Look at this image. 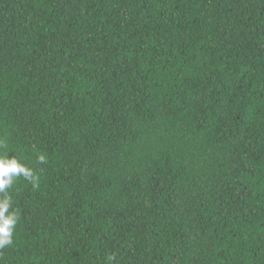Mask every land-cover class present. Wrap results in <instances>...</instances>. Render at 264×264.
<instances>
[{"label": "trees", "instance_id": "obj_1", "mask_svg": "<svg viewBox=\"0 0 264 264\" xmlns=\"http://www.w3.org/2000/svg\"><path fill=\"white\" fill-rule=\"evenodd\" d=\"M0 155V264H264V0H0Z\"/></svg>", "mask_w": 264, "mask_h": 264}, {"label": "clouds", "instance_id": "obj_2", "mask_svg": "<svg viewBox=\"0 0 264 264\" xmlns=\"http://www.w3.org/2000/svg\"><path fill=\"white\" fill-rule=\"evenodd\" d=\"M39 161L44 162L45 156L40 155ZM23 177L34 185L38 177L26 164L22 163L15 155H0V249L13 242V233L19 217L16 211L10 210L12 200L8 190L13 186L16 178Z\"/></svg>", "mask_w": 264, "mask_h": 264}]
</instances>
